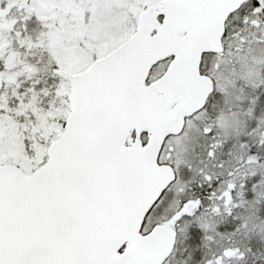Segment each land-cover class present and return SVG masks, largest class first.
Listing matches in <instances>:
<instances>
[{
    "label": "snow or ice",
    "instance_id": "6c2138e0",
    "mask_svg": "<svg viewBox=\"0 0 264 264\" xmlns=\"http://www.w3.org/2000/svg\"><path fill=\"white\" fill-rule=\"evenodd\" d=\"M0 264H264V0H0Z\"/></svg>",
    "mask_w": 264,
    "mask_h": 264
}]
</instances>
